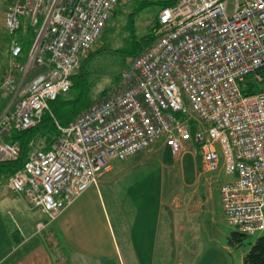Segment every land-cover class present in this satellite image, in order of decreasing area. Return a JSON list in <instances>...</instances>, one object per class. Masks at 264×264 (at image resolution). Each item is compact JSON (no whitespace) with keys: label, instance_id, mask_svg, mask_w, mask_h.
<instances>
[{"label":"built area","instance_id":"built-area-1","mask_svg":"<svg viewBox=\"0 0 264 264\" xmlns=\"http://www.w3.org/2000/svg\"><path fill=\"white\" fill-rule=\"evenodd\" d=\"M121 0H14L5 13L8 68L0 85V162L20 155L14 130L37 126L49 103L73 86ZM34 28L24 50L16 33ZM153 41L118 82L62 125L47 147L30 142L24 166L9 178L52 222L108 170L164 141L174 155L193 149L220 185L228 222L264 231V0H175L164 5ZM255 89L247 93L244 89ZM192 141V144L189 142ZM188 144V145H187ZM39 221L38 230L48 224Z\"/></svg>","mask_w":264,"mask_h":264},{"label":"rangeland","instance_id":"rangeland-1","mask_svg":"<svg viewBox=\"0 0 264 264\" xmlns=\"http://www.w3.org/2000/svg\"><path fill=\"white\" fill-rule=\"evenodd\" d=\"M5 1L4 4H8L14 0ZM169 1L172 0H121L119 2L105 26L104 34L101 35L99 42L102 46L98 44L92 50L93 53L85 58L83 71L78 78L74 77L75 86L63 95V98L74 100L71 107L103 97L106 94L104 91L107 92L118 82L121 70L127 67L139 50L150 42L149 34L152 32L154 19L161 7ZM5 36H10L7 30H4ZM77 97L79 99L75 100ZM35 142L39 145L43 140L39 138L35 139ZM144 156L147 158L145 163H138L135 168L120 174L122 166L136 162ZM192 157L193 149L174 155L164 141H159L132 158L116 160L118 164L114 171L117 175L116 180L104 187L103 193L120 241L124 234V221H130L131 217L116 209L115 200H120L119 204H122L124 208L127 205L132 206L126 192L129 186L135 183L138 204L141 207L154 206L155 212L158 213L160 252L167 249L168 253L173 254L179 247L182 252L179 253V259L185 262L190 254L191 256L193 254L200 264H215V262L228 264V261L230 264L231 262L243 264L244 255L260 233L248 234L242 244L229 242L231 232L237 229L226 219L218 194L219 186L228 176L223 168H219L207 171L204 176L207 175L209 178L203 177L194 187L187 186V183L192 180L190 166ZM175 191L179 194L182 192L181 196L179 195V201L183 202L179 213L177 211L172 213L170 209ZM113 192L116 194L115 200ZM170 222L177 225L179 245L176 241L163 242L165 229ZM184 225L183 230L181 226ZM190 225L194 226L197 236L191 231ZM218 251L221 252V256L217 255Z\"/></svg>","mask_w":264,"mask_h":264},{"label":"crops","instance_id":"crops-1","mask_svg":"<svg viewBox=\"0 0 264 264\" xmlns=\"http://www.w3.org/2000/svg\"><path fill=\"white\" fill-rule=\"evenodd\" d=\"M4 2L6 1L0 0V85L8 68L10 55V36L4 37L5 13L13 1L8 4ZM157 18L158 15L151 29ZM34 34L33 26L27 21L16 33L25 46L24 50L27 51L29 48ZM103 34L104 30L101 35ZM100 39L101 36L93 50L98 44L102 46ZM146 159L144 156L136 162L122 166L120 174L135 168L138 163H145ZM116 160L118 159L111 161L108 170L99 178L96 185L86 189L50 223L47 215L37 208H32L22 194L11 189L9 177L0 170V264H200L193 254L192 256L190 254L186 262L180 260L179 253L182 252L177 246L173 254L168 253L167 249L160 252L158 213L155 212L154 206L141 207L138 204L135 183L129 184L126 192L132 206L127 205L124 208L119 204L120 200H115L116 194L113 192L117 203L116 209L131 217L130 221H124V234L120 241L103 193L104 187L116 180L117 175L114 172L118 165ZM190 166L192 180L187 183L189 187L199 184L203 177L208 179L207 175L204 176L205 173L213 171L204 168L202 156L195 150ZM219 168H223V156ZM225 174L228 177L222 183L233 179V176L226 172ZM181 193L174 192L170 208L172 213L173 211L179 213L181 210L180 205L183 203L179 201ZM218 194L222 208L220 186ZM39 221L48 224L42 230H38ZM181 227L184 230L185 225ZM189 227H192L191 231L197 236L194 226ZM177 230L176 223L167 224L163 242L176 241L179 245ZM217 255L221 256V252L218 251ZM182 257L184 258L185 255L183 254Z\"/></svg>","mask_w":264,"mask_h":264},{"label":"trees","instance_id":"trees-1","mask_svg":"<svg viewBox=\"0 0 264 264\" xmlns=\"http://www.w3.org/2000/svg\"><path fill=\"white\" fill-rule=\"evenodd\" d=\"M174 2L175 0H172L165 5L173 4ZM149 35H150V42H152L154 37L151 33ZM142 49H140L139 52ZM91 53H93V51L90 52V54H88L87 56L91 55ZM82 62H83L82 66L72 77L73 86H75L74 77L78 78L79 74L83 71V65L85 63V59ZM254 90L253 89L249 90L247 88L244 89V91L247 93L253 92ZM63 95H65V93L58 96L56 99L50 101L49 110L45 111L42 120L37 126L25 130H14L12 132L11 136L9 137V140L18 141L20 143L21 146L20 155L15 160H7L0 162V170H3L1 173L4 172L10 178V176L16 170L24 166L28 158L29 152L31 150L30 142L32 140L41 138L43 142H41L39 145L47 147L49 143L53 139H55L60 133L57 126V122H59L62 125L68 124L71 120L75 119L91 103V102L89 103L81 102L80 104H78V106L76 105L74 106L73 104L74 107H71L70 105H72L74 100H71L70 98L69 99L63 98L64 97ZM78 99H79L78 97L75 98V100ZM4 105H5V101L0 97V112L4 108ZM247 235H248L247 233L240 232L239 230H234L231 232L229 236V242L231 244H242ZM243 264H264V232H261L251 243L249 250L243 257Z\"/></svg>","mask_w":264,"mask_h":264}]
</instances>
